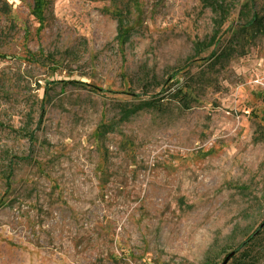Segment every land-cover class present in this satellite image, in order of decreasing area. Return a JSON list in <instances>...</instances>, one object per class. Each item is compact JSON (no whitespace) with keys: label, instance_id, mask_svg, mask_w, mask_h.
Masks as SVG:
<instances>
[{"label":"rangeland","instance_id":"obj_1","mask_svg":"<svg viewBox=\"0 0 264 264\" xmlns=\"http://www.w3.org/2000/svg\"><path fill=\"white\" fill-rule=\"evenodd\" d=\"M222 1L0 0V264H264V0Z\"/></svg>","mask_w":264,"mask_h":264},{"label":"trees","instance_id":"obj_2","mask_svg":"<svg viewBox=\"0 0 264 264\" xmlns=\"http://www.w3.org/2000/svg\"><path fill=\"white\" fill-rule=\"evenodd\" d=\"M203 5L207 7H211L214 10L219 11L220 13H226L228 11L227 5L222 1V0H202ZM259 25H262L264 23V15L258 19ZM216 42V34L212 35L209 42L205 44V42H202L203 46L204 45H213ZM171 90H169V93ZM178 93V94H177ZM177 93H172L173 96H181V92ZM179 101H182L183 105V99L180 98ZM144 106H152V107H157L155 101H145L143 104L132 106L130 108L128 107H122L121 108V114H122V119H128L131 115L135 114L141 107Z\"/></svg>","mask_w":264,"mask_h":264},{"label":"water","instance_id":"obj_3","mask_svg":"<svg viewBox=\"0 0 264 264\" xmlns=\"http://www.w3.org/2000/svg\"><path fill=\"white\" fill-rule=\"evenodd\" d=\"M234 255V252H231L224 260L223 264H227V262L229 261V259Z\"/></svg>","mask_w":264,"mask_h":264}]
</instances>
